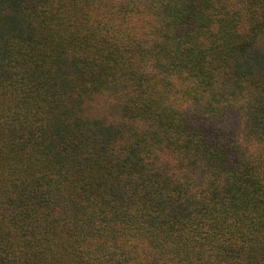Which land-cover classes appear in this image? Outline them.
I'll list each match as a JSON object with an SVG mask.
<instances>
[{"label": "trees", "instance_id": "trees-1", "mask_svg": "<svg viewBox=\"0 0 264 264\" xmlns=\"http://www.w3.org/2000/svg\"><path fill=\"white\" fill-rule=\"evenodd\" d=\"M0 264H264V0H0Z\"/></svg>", "mask_w": 264, "mask_h": 264}]
</instances>
